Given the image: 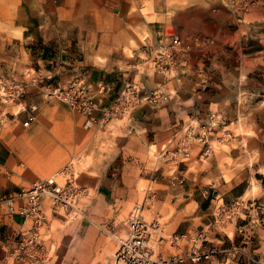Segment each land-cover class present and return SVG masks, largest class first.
Returning a JSON list of instances; mask_svg holds the SVG:
<instances>
[{"label": "rangeland", "instance_id": "rangeland-1", "mask_svg": "<svg viewBox=\"0 0 264 264\" xmlns=\"http://www.w3.org/2000/svg\"><path fill=\"white\" fill-rule=\"evenodd\" d=\"M235 2L0 0V75L27 80L28 70L50 73L47 82L63 85L82 77L104 95V104L107 86L100 92L102 86L95 88L90 78L102 79L108 69L145 68L139 51L148 25L160 28V34H179L192 50L201 48L203 13L209 8L264 9V0L248 7ZM246 95L223 91L222 106L213 111L229 109L233 114L240 102L236 121L226 126L219 121L223 114L214 115L210 147L194 139L185 160L165 158L162 152L177 144L176 127L183 134L191 123L197 133L208 121L200 96L188 102L191 109L169 101L160 106H168L180 121L168 133L162 127L167 108L157 116L159 126L152 124V116L138 119L135 113L100 124L65 100L48 97L37 83L17 99L0 96V193H18L49 177L71 184L78 193L71 204L59 208L45 196L47 221L39 229L40 245L25 251L8 246L24 226L3 235L6 225L0 223V264H116L115 236L136 204L147 219L163 224L162 257L184 255L189 247L187 238L173 245V233H187L188 238L204 233L202 247L215 249L198 261L187 258L174 264H264V89ZM31 104L37 109L27 123ZM102 114L97 110V119ZM157 132L164 137L156 140ZM67 164L73 167L71 174L63 171Z\"/></svg>", "mask_w": 264, "mask_h": 264}, {"label": "built area", "instance_id": "built-area-1", "mask_svg": "<svg viewBox=\"0 0 264 264\" xmlns=\"http://www.w3.org/2000/svg\"><path fill=\"white\" fill-rule=\"evenodd\" d=\"M237 6L248 7L255 0H232ZM254 1V2H253ZM145 60L156 72L164 74L168 78H180L187 67L192 44L175 33L162 34L156 40L146 39ZM27 80L16 77L7 79L0 75V96L4 99H17L24 95L29 85L34 83L42 85L48 97H59L65 100L71 107L87 115L100 124L105 123L115 116H125L134 113L142 105L144 100H149L154 105H159L168 100L169 94L160 88L146 90L134 78H127L120 93L113 99L106 101L104 95L95 92L89 83L82 77L70 80L66 85L47 82L52 78L48 74H33L31 70L25 73ZM100 92L104 91L105 84H100ZM31 113L27 123L34 120L33 111L36 104H31ZM102 109V117L97 119L96 111ZM216 117L211 115L200 130L196 133L194 126L188 123L185 133L182 130L176 132L177 144L173 147L165 146L162 154L165 158L173 160H185L192 154L194 139L210 147L209 139L214 132ZM198 134V135H197ZM63 171L71 174L73 167L67 164ZM71 184H60L54 177L38 179L31 183L28 188L21 189L18 193H0V206L9 212L23 216L24 226L16 235L14 243L15 251L27 250L34 245H40L39 229L47 221L45 196L52 198L53 207L59 208L71 204L77 196ZM31 221V222H29ZM117 249L114 254L116 264H174L190 258L198 261L209 256L215 251L213 247H202L206 239L204 233L190 235L187 233H173L171 240L173 245L187 238L190 242L185 254H173L170 257H162L159 246L166 239L162 222L158 218L147 219L140 204L134 205L124 220V228L116 234Z\"/></svg>", "mask_w": 264, "mask_h": 264}, {"label": "crops", "instance_id": "crops-1", "mask_svg": "<svg viewBox=\"0 0 264 264\" xmlns=\"http://www.w3.org/2000/svg\"><path fill=\"white\" fill-rule=\"evenodd\" d=\"M259 10L250 8L243 11H231L225 6H220L213 12L210 8L206 10L202 19L201 48L197 46L191 51L185 72L178 79L172 78L173 80L166 81L161 77V73L151 72L152 68L144 58V43L147 38L154 41L162 34H160V28L148 25L149 33L144 37L139 51L143 59L141 64L144 63L145 68L140 70L141 68L137 65L138 68L108 69L103 72L102 79L94 75L90 76V80L95 88H98L101 83L107 86L109 90L107 100L115 98L123 88L126 79L131 77L146 90L160 88L167 92L169 98L163 103L154 105L149 100H144L142 105L134 111L135 114L140 115L138 119L152 116L154 119L152 124L159 126L157 116L159 113H165L164 108H167L166 116L162 120V127L164 128L165 125L167 133L168 130L170 131L169 128L175 127L180 121L174 118V114H170L168 106L164 108H160V106L169 101L173 102L176 107L191 109L188 102L192 100L195 103V98L198 96L203 99L202 104L208 110V116L223 114L219 121L228 126L236 119V113L239 112L241 104L240 102L234 104L233 114L229 109L218 113L213 111V108L222 106L223 91H245L247 95L253 96L260 87L264 89V9ZM16 74L22 76L19 72ZM31 88L34 91V87ZM178 98H182V100H178ZM169 108L171 109L170 106ZM233 115L235 116L232 118ZM186 122L183 121L182 125L184 126ZM175 129L177 132L178 128ZM176 132L173 134L175 137ZM162 137H164L163 132H157L155 139ZM0 209L2 211L0 223L6 225L1 228L3 235L6 231L10 234L17 225H22L23 216L9 212L3 206ZM8 225L10 228L7 227ZM1 242L2 238L0 237ZM13 245L14 242L8 244V246Z\"/></svg>", "mask_w": 264, "mask_h": 264}]
</instances>
